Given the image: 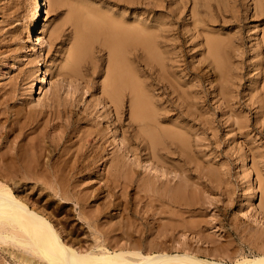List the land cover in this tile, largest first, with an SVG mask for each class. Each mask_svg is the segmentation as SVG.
I'll use <instances>...</instances> for the list:
<instances>
[{"label":"rangeland","instance_id":"obj_1","mask_svg":"<svg viewBox=\"0 0 264 264\" xmlns=\"http://www.w3.org/2000/svg\"><path fill=\"white\" fill-rule=\"evenodd\" d=\"M131 1L133 2L131 4H130V0H106V1L105 0H81V1L80 0H76V1L75 0H67V1L64 0L61 3H53L49 12L42 14V20H40V26H39L42 32L40 34H38V32L35 33L37 35L35 37V40L37 39L36 42L38 44L39 49L37 53H34L30 49L29 43L25 44V41H23V39L25 40V36L28 33V31L30 29L31 30L33 29L32 26H34L35 12L37 8L36 1L35 0H0V52H1L0 53V99H1L0 100V110H2L0 111V121L1 123H4L6 127L14 128V130L13 129L10 130V132L13 130L12 131L13 133L11 132L12 136L11 134L9 136V139L11 140V142H13L12 140L13 134H15V132L20 133L18 138H13V139L14 141L17 140L16 142L23 139L21 141L25 147L34 142L35 143L37 142V144H41V143L51 144V143H56V142H59L60 144L61 143L64 144V143L70 142L68 139L69 136H72L71 138H74V134L79 132L78 129L82 131L83 130L84 131H88V130L96 131L97 129H102L104 131V134H106L105 139L108 138V140H106V143H105L106 151L103 154H107L108 155V156L106 155L107 158L108 157L110 158V156L113 154L114 155L119 154L122 151L124 144L122 143V140H121V133H120L121 131L117 129L116 126L118 127L123 126L126 129L128 128L127 127L128 126L127 123L129 119L128 118V100H126V105H125L126 112L124 111L125 114L123 115L124 119L125 118L126 119L123 122L121 121L122 124H120L119 121H116V118L114 117V115L112 116L111 111H109L111 109V105L103 98L104 96L101 93L102 92L101 82L104 79L105 74H106L109 50H108V47L105 45V42H103L100 36H95L94 34L89 33L90 36L88 37V40H87V42H89L88 47H86L82 51L75 65H73L71 60L67 57L69 47H71L72 41H73L74 28H75L76 23L78 22V20L75 17L72 7L73 6L79 7L80 9L78 10L80 12L82 8L81 13L83 16L86 13V12L85 13L83 12L85 11L83 8L86 7L85 8L86 10L87 8L88 9L91 8L90 10L94 9L97 12L100 11V13L105 12L110 15H114V16L117 15L116 17H119V18L123 16V18L125 17L124 19H127L128 21H130L132 17L134 18V15L136 14L139 15L138 18H141V20L144 18H147L148 22L150 23H152L151 21L154 17L156 18V20L157 19L159 20V18H161L160 20L163 21V23L165 24L168 21L169 23L172 24V25L171 24L167 25V27L169 28L168 32L174 34L177 38L175 39V43L177 45L176 49H179V50H176V51L177 52L180 51L181 52V53L179 52L180 55H182L183 53L185 54V55L184 54L182 55L181 59L185 57L183 61L188 63L189 66H193L196 69V73H197V76H196V73L190 72L189 74H187L185 68L180 69L179 67L178 69L180 72L179 77L181 76L180 78L182 82L183 83L186 82V84H190V81L191 82L192 81L196 82V80L201 81L203 88L207 90L208 91L207 93L209 94H207V100H208V101L206 100L207 105L204 104L203 106V103L201 104V101L199 100L200 101L199 103L201 104V105L199 104V106L201 107L199 111H202L201 113H203L204 119H207V124H206L207 126L205 125L203 127L201 124L192 123V121H189L187 124L189 125V127L190 126L193 127L194 129V131H192V133L194 132L193 134H195L196 132L199 133V135L196 133V135L198 136L196 135L192 136L194 137L193 138L194 140H193L192 146L190 147L191 160L185 159L186 165H187L186 173H188V176H185L184 179H186V177L187 179L185 180V182H183V180L182 181L179 180L178 176H176V178L175 177L172 178L173 179L172 183L173 184L176 183V185H179L180 188L183 189L184 191L183 193L185 194L189 202V206H183V207L182 206H178V207L171 206L169 208L170 210L169 209L166 210V212L168 211L167 213L165 212L161 214L162 218H159V221H157L156 224L162 221L167 222L170 218L175 223L176 222L180 223L177 225L178 226L177 233L179 234H176V236H178L179 238L180 243L176 242L175 244L171 240L166 242L167 247H169V250L172 252L181 251V250H184L185 248L187 250L189 249L191 251L198 253L202 257L225 259L227 261L234 260L236 257L238 258L243 254L251 255L249 253H251V251H253L254 248L255 249L257 248V245L256 247L254 246L255 244H258L259 247L260 246L264 247V245H261L260 243L262 239H264V236H262L264 235V222H262L264 221V218H262V220L261 218L259 219V217H264V207H262L264 206V200H262L264 199V196H262L264 195V119H262L261 117L258 118L259 109L257 107L259 106L260 102L257 101L258 102L257 103L256 100L254 99V96L252 97V99L250 98L251 97L250 93L253 87L252 80L258 78L257 76L258 66L257 65L259 64L262 58V53H261L262 48H259L257 46V41H260L261 36H262V32H261L262 27H264V2H262L264 0H233V1L232 0H194L195 3H193V0H168V1L167 0H156L158 2L156 6H151V5L147 6L146 4L141 3L142 0H134V1L131 0ZM79 4L81 6H79ZM162 5H164L166 8L162 7ZM255 6H257V9H260L262 13L261 12H259L260 14L256 13ZM102 7H104V10ZM168 9L172 10V13L168 12ZM190 10L192 11L190 12ZM192 12H195L198 15V17L203 18L204 21L192 23V18L190 19V13ZM130 14L132 15V17L130 16ZM167 14H169L168 15L169 17L167 16ZM147 16H149L150 19ZM153 23H154V19H153ZM205 23H207V25ZM255 23L257 24V26ZM57 24H58V27H57ZM85 24L88 27V22L85 21ZM169 25L172 28L171 29L172 32L170 30ZM47 26L49 28H46ZM53 26L57 27L55 29L56 32L55 34L50 36L51 44H48L50 41L49 33H50V30H52ZM201 28H204V30L206 29L209 32H212L214 34L217 33L219 35L220 39L222 40V48L224 50V51L222 50V52L224 53V56L226 57V61H227V64L229 65V68L231 69L230 70L231 75H235V72L236 74L237 73L240 74L239 76H241V78H239L238 76L235 78V80L237 82L239 81L238 83H240L239 84L240 86H238V90H239L238 98L240 97V101L242 102V103L240 102V105L242 106L235 104V102H233L232 104L230 102V105L232 106L228 108L229 105L226 106L225 103H222L223 101L220 98H218L219 96L216 95L214 97V94H210V90L208 88V86L210 87V85L207 84V81L205 78V75H207L206 74L207 70L204 69V66L206 64V62L204 61V59H206L205 57L206 54L203 55L202 53V51L205 48V42L203 41L202 36L197 34V30ZM177 31H178V34L176 35L175 33H177ZM178 43L180 44L179 46H178ZM128 49L127 48L125 49L126 56H127L126 58L127 66H129L130 68V65H131L133 69H135L138 73L142 72L143 70L142 65H145V64H144V61L141 60L142 59L141 52H139V57H140L139 61L141 63H139L131 59L132 58L131 49L130 47H128ZM238 53H240V55ZM249 55H251V57ZM63 60L65 61V63ZM200 60H201V63H199ZM240 60H242L241 62L242 64H239ZM66 64L67 66L65 67ZM253 65L257 67H254ZM201 66H203L202 67L203 71L201 70L202 69ZM38 68L40 69L39 72H38ZM41 73H43L44 75V81L46 84V87L44 89H41V84L37 81V79H35V77H37V75ZM184 73H185V76H184ZM181 74L183 75V77ZM191 75H194V77ZM148 76L150 77L148 73H144L141 75L142 79L145 80V82H149L151 80V78H147ZM192 78H194L195 80ZM32 81H33V85H32L33 87L32 89H30V85ZM187 81L189 82L187 83ZM242 84L244 85L242 86ZM186 88L191 89L190 86H187ZM248 88H250V90ZM246 89H248V91ZM198 92H200V90H198ZM232 107H234V109ZM228 109L229 110L232 109L233 111L231 110L230 112L229 111L227 112ZM3 111H6V112L3 113ZM234 111L240 115L242 120L244 121L246 120V122H248L247 126L244 129H242V131L240 132L233 130L232 129L233 125L230 126L231 120L234 119L235 117L232 114V112ZM101 114H104L105 116L103 117V115ZM177 117H178V114H175L172 116L171 120H174V119L177 120L178 119ZM255 118H257V120ZM260 119L262 120L260 121ZM71 120H73V122ZM115 122H116V125H115ZM13 124H15L16 127H14L15 125ZM91 124L93 127L91 126ZM7 125H10V126H7ZM11 125L13 127H11ZM63 125L67 128L63 127ZM72 125L74 126V129ZM199 126H200V129L197 130ZM111 127L112 129L116 127L117 135L115 138H116L117 144L113 142V134L109 130V128ZM15 128H17L16 129L17 131H15ZM107 128L108 130H106ZM195 128L197 131H195ZM61 129L64 131H62ZM243 131L247 133H243ZM61 133H62V136H61ZM238 137L240 138L238 139ZM24 138L27 139V142L24 140ZM9 139L7 140L8 141L7 143L6 142L2 143V149L3 147L6 148V145H9V142H10ZM35 139L37 140L35 141ZM108 141H112L113 143L108 142ZM4 143H5V146L3 145ZM18 143H21V142L19 141ZM27 143L28 145H26ZM194 143L197 144L198 146L194 145ZM107 145H110V146H107ZM119 147H120V151H119ZM192 150L194 153L192 152ZM126 155L128 156V159L130 158L133 159V155H131L130 152H126ZM244 155H247V160L245 162L241 160ZM51 157L53 158V159L51 158V160L54 161L55 159H57L58 154H54V156L52 155ZM173 158H174L172 161L173 163L178 164V165L182 164L181 163L182 160H179V159L176 160L175 156ZM142 161L143 163L141 164L143 165L139 166L138 169H140V171L141 172L143 171V172L140 173L138 177L129 176L130 175L129 171H127L122 177L121 176L120 177L119 176H110V177L104 176L103 178V176H94V175L93 176H82V177L81 176L80 177L79 176L78 177L77 176H61V177L63 178V180H65V182H66V178H67V181L70 180V182L78 181L77 185L79 184L80 186L78 185L79 186L78 188L76 185L77 187L76 189L78 191H81L80 193L87 192L88 194L87 196L89 197L88 199H90V200H87V204H85L86 206L84 205V207H86L85 210L86 211L89 210L88 212L89 213L91 212L90 214H92L93 217L97 219V222L107 227V225L109 224H114L118 222L125 223L127 221H130V217L132 216H134L132 218L138 220L137 218H140V216H147L148 213L150 214L151 211L148 212L147 214L145 213V210L143 212V209H145L146 207L145 208H143L142 206L140 207L139 206L140 203L137 202L138 203L137 204L136 201H134L135 199L133 198H132L133 206L130 207V197H133L136 194L135 191L139 192L140 190L141 193L140 192L139 193L140 194L143 193V191L141 190L142 189L141 187H142V183L145 180L148 179V181H151V183L153 182L155 183V180L157 179L162 178L164 180L165 176H155V177L154 176L153 177L143 176V175H146L147 173L153 174L154 171H152L150 166L148 167L147 170H144L145 169L144 167L145 166L147 167L148 165H147V162L144 161V159H142ZM102 166L104 167V164ZM102 166L101 168L103 169ZM189 166L192 169H190ZM260 172H261V175H260ZM55 177H58V176H54V177L53 176H47V177L38 176L37 181L35 179H32L33 180L32 181L30 178L20 179L19 176H16V180H17L16 185H19L20 182L22 183V181L26 182L24 184L22 183L23 184L22 188H18L19 189L18 193L22 195L24 194L26 196H30V198H32L33 201L37 200L36 203L40 205L41 207H45L46 210H48L51 213V215L54 217L57 224L60 225L59 227H61L62 229L70 233V237H72V239L79 241V243L86 241V244L94 245V238L92 236V233H93L92 228L87 223H85V221L82 218L78 216L79 209L74 203L72 202L64 203L62 198H60L58 195L54 196L53 194H48L49 196L44 195V196L39 197L40 191L45 192L46 190L44 188L46 187V185L49 187ZM105 177H108V178H105ZM168 177H172V176H168ZM116 179L117 180L120 179V180L116 181ZM108 180L110 181V183ZM131 180H134V181H131ZM193 181H194V184H193ZM131 182L133 183L134 186L132 185ZM135 182H136V185H135ZM137 182L141 184V185L139 184V187H137ZM44 183L46 185L43 186ZM80 183L82 184V186ZM118 183L120 185L122 184L121 186H123V188ZM37 184L39 185L37 186ZM84 184L86 186L88 185L87 188H85L86 186ZM91 184H92V187H90ZM251 185H253L254 187V196L249 197V194L247 193ZM27 187H29L30 189L29 188L27 189ZM32 187H34V190L31 189ZM35 187L38 188L36 192H35ZM82 187L84 188L82 189ZM88 187L91 190V194H90V191L88 190ZM109 190H111L112 194H108ZM244 190L246 192H244ZM49 191L50 193H53V191H51L50 189ZM31 192L33 193V195ZM127 197L128 199H126ZM59 198L62 200H60ZM47 199L51 200L52 202L47 201ZM109 200L114 202V205L110 206V208L108 207L104 209L103 205L106 203V201L110 202ZM91 202L93 205L91 204ZM127 203L129 204L127 205ZM90 205H92L93 207ZM137 207H139V209ZM238 208L242 210L244 209L243 211L247 213L248 216H239V214H237ZM130 211L132 214H129ZM156 211H158V209H156ZM185 211L186 212L188 211V212L186 213ZM104 212L106 213V215ZM141 212H143L144 214H142ZM176 213L178 216L176 215ZM254 213H256L255 214L256 218L254 216ZM196 215H198L199 217L197 216L198 217L197 218ZM120 216L121 218H123L122 220ZM165 217H167V219H165ZM168 217L170 218L168 219ZM177 218L179 221L180 220L181 221L179 222ZM181 222L185 226L181 224ZM125 229H126V226H125ZM115 231L119 233L120 231L122 232L121 228L120 229L116 228ZM183 232H185L186 235ZM201 234L203 235V238ZM148 237H147L148 239L146 238L147 240L154 238L153 235H148ZM259 239L261 240L259 241ZM2 241L3 240L1 239L0 241V249H1L0 250V264H5V263L6 264H18L20 262L19 257L16 255L14 256V254H9L4 249L10 244L5 241H3V244H2ZM19 264H25V263L21 261Z\"/></svg>","mask_w":264,"mask_h":264},{"label":"bare ground","instance_id":"obj_2","mask_svg":"<svg viewBox=\"0 0 264 264\" xmlns=\"http://www.w3.org/2000/svg\"><path fill=\"white\" fill-rule=\"evenodd\" d=\"M35 1L37 3V8H36V12H35L34 26H32L33 27L32 30L30 29L28 31V33L25 36V40L23 39V41H25V44L29 43L30 49L34 53H37L39 48H38V44L36 42L37 39L35 40V37L37 36L35 33L38 32V34H40L42 32V30H40V27H39L40 26V20H42V14L48 13L49 10L51 9L53 3H61L64 0H35ZM262 2H264V1H262ZM131 3H133V2L130 0V4ZM141 3L146 4L147 6L148 5L156 6L158 4V2L156 0H142ZM193 3H195L194 0H193ZM71 4H73V3H71ZM114 4H115V2H114ZM79 6H81V5L79 4ZM121 6H122V4H121ZM128 7H130V6H128ZM162 7H165V6L162 5ZM85 8H83L85 10L83 12L84 13L86 12L85 13L86 15L84 14V16H83L81 13L82 8H81V12H80L78 10V9H80L79 7H77V6L72 7L74 14H75V17L78 20V22L76 23L75 28H74L73 41H72L71 47H69L67 57L71 60L73 65H75L77 63L78 58L81 55L82 51L86 47H88L89 42H87V40H88V37L90 36L89 33L94 34L95 36H100L101 39L103 40V42H105V45L108 47V50H109L108 53L109 54H108V63H107V67H106V74H105L104 79L101 82V91H102L101 93L104 96L103 98L108 103H110V105H111V109L110 110L108 109V110L111 111L112 116L114 115V117L116 118V121H119L120 124H122L121 121L123 122L126 119V118L124 119L123 115L125 114L124 111L126 112L125 105H126V100H128V118H129L128 123H127L128 128L126 129L123 126L122 127L116 126L117 129H119L121 131L120 132L121 133V140H122V143L124 145H123L122 151L119 154H117V155L113 154L110 156V158L109 157L107 158L106 157L107 154H103L106 151V145H105L106 140H108V138L105 139L106 134H104V131L102 129H97L96 131L95 130H93V131L92 130L91 131H89V130L84 131L83 130L82 131V130L77 128L79 126L78 125L76 128L78 129L79 132L74 134L75 139L71 138L72 136H69L68 139L70 142H68V143H64V144L61 143L62 145L59 142L51 143V144H43V143L37 144V142L31 143L29 141L31 144L28 145V143H27L26 145H28V146L25 147L21 141L23 139H21V140L18 139L22 144L18 143L19 141L16 142L17 140L14 141V139H13V138H18V136L20 134V133L15 132V131H17L16 129L18 127L15 128V131H14L15 134H13V138H12L13 142H11V140L9 139V136H10L11 132L14 130V128L6 127L4 125V123H1V121H0V241L2 239L3 241L8 242L10 244L4 248L5 251L8 252L9 254H14V256L15 255L18 256L20 262L22 261L25 264H264V247H261V246L259 247L258 244L254 245L255 247L257 245V248L256 249L254 248V250L251 251V253H249L251 255H247V254L245 255V254L241 253L243 255H241L238 258L236 257L234 260H230V261L229 260L227 261L225 259H215L212 257L211 258L202 257L198 253L191 251L189 249L187 250L185 248H184V250L175 251V252H172L169 250V247H167L166 242H168L170 240L172 242H174L175 244H176V242L177 243L179 242V238H178V236H176V234H179V233H177L178 232V226L177 225L180 223H177V222L175 223L170 217H168V219L169 218L170 219L167 222L162 221V222L157 223V224H156V222L159 221V218H162L161 214L165 213L166 210H168L171 206H173V207L174 206H177V207L178 206H182V207L183 206H189V202H188L185 194L183 193L184 192L183 189L180 188L179 185H176V183L173 184L172 178H174V177L176 178V176H178L179 180H181V181L183 180V182H185V180L187 179V177H186V179H184L185 176H188V173H186L187 172V165H186L185 159L191 160L190 147L192 146L193 140H194L193 139L194 137H192V136L196 135V133H197L196 132L195 134H193L194 133V132L192 133V131H194L193 127H191V126L189 127V125H187V124L189 121H192V123L201 124L203 127L207 124V119H204V115H203V113H201L202 111H199V109H201V107L199 106V104H200L199 102L201 101V104L203 103V106H204V104H206L207 94H209V93H207L208 91L203 88L201 81L196 80V82L195 81L191 82L190 81L191 78H190L189 79L190 84H186V82L185 83L182 82V80L180 78L181 76L179 77V73H180L178 70L179 67H180V69L185 68L187 74H189L190 72L196 73V69L193 66H189L188 63L183 61V59H185L184 56H183L184 58L181 59V57L184 53L182 55H180L181 52L176 51V50H179V49H176L177 45L175 43V39H177V38L174 34L168 32L169 28L167 27V25L171 24V23H169L167 21V23L165 24V23H163V21L160 20L161 18H159V20H160L159 21L158 19L156 20L155 17L153 18L154 23H153V19L151 21L152 23H150V22H148L147 18H144L142 20H141V18H138V16H139L138 14L134 15V18H133L131 15L132 13L130 14L132 19L130 21H128L127 19H124L125 17L123 18V16L119 18V17H116L117 15L114 16V15L107 14L105 12L100 13V11L97 12L94 9L90 10L91 8L90 9L87 8V10H86ZM102 8L104 10V7H102ZM191 8H193V7H191ZM209 8H211V7H209ZM255 8H256V10H255L256 13L261 12L260 9H257V6H255ZM95 9H97V8H95ZM206 10H207V8H206ZM191 11L192 10H190V12ZM149 12H151V11H149ZM168 12L172 13V10L168 9ZM112 13H113V11H112ZM168 15L169 14H167V16ZM135 16H137V17H135ZM252 16H253V14H252ZM140 17H141V15H140ZM147 17H149V16H147ZM86 18H87V20H86ZM191 18H192V23L204 21L203 18L198 17V15L195 12L190 13V19ZM226 18H227V16H226ZM149 19H150V17H149ZM170 19H172V18H170ZM229 19H231V18H229ZM85 21L88 22V27L86 26ZM171 22H172V20H171ZM205 24L207 25V23H205ZM191 25H193V24H191ZM261 25H262V23H261ZM256 26H257V24H256ZM57 27H58V24H57ZM57 27L56 26L52 27V30H50V33H49V37L51 35L55 34V32H56L55 29ZM169 27H170V25H169ZM193 27H195V26H193ZM46 28H49V27L47 26ZM191 28H192V26H191ZM86 29H88V30H86ZM171 29L172 28L170 27V30ZM250 29H251V27H250ZM171 32H172V30H171ZM261 32H262V36H261L260 41H257V46L259 48H262V51H261L262 58H261V61L259 62V64L257 65L258 67L254 66L255 64L253 65L254 67H257V69H258V72L256 71L258 78H256V79L252 78L253 79L252 80L253 81V87H252V90L250 93V96H251L250 98L252 99V97L254 96V99L256 100V102L257 101L260 102L259 106L257 107L259 109L258 118L261 117L262 119H264V27H262ZM192 33H194V32H192ZM175 34L177 35L178 31ZM197 34L202 36V39L205 42V48L202 51V53H203V55L206 54V56H205L206 59H204V61L206 62L204 69L207 70V73H206L207 75H205V78H206L207 84L210 85V87L208 86V88L210 90V94H214V97L216 95L219 96L218 98H220L223 101L222 103H225L226 106L229 105L228 108L232 106V105H230V102H231V104L233 102H235V104L240 105V102H241L240 97L238 98V95H239L238 86H240L239 85L240 83H238L239 81L237 82L235 80V78L238 77L240 74H238V73L236 74V72H235V75H231V73H230L231 69L229 68V65L227 64V61H226V57L224 56V53L222 52V50H223L222 40L220 39L219 35L217 33L214 34L212 32H209L206 29L204 30V28L197 30ZM194 36H195V34H194ZM42 39H40V40H42ZM90 39H91V37H90ZM49 40L50 41L48 44H51V37ZM45 43H46V41H45ZM67 44H68V42H67ZM179 45L180 44L178 43V46ZM128 47H130V49H131V54H132L131 59L133 61H137V62L141 63L139 61L140 60L139 52H141V55H142L141 60H143L144 64H145V65H142V67H143L142 72L138 73L135 69H133V67L131 65H130V68H129V66H127V63H126L127 56H126L125 49L126 48L128 49ZM243 49H245V48H243ZM200 52H201V50H200ZM238 54L240 55V53H238ZM249 56L251 57V55H249ZM237 57H239V56H237ZM36 58H38V57H36ZM241 62H242V60H240L239 64H242ZM64 63H65V61H64ZM199 63H201V60ZM67 64H68V62H67ZM67 64L65 65V67L67 66ZM202 67L203 66H201V68ZM59 68H61V67H59ZM64 69H63V71H64ZM39 70L40 69L38 68V72H39ZM201 70L203 71V68ZM144 73H148L150 75V77L149 76L147 77V78H151V80L149 79L150 80L149 82H145V80L142 79L141 75ZM53 75H54V73H53ZM194 75H191V76L194 77ZM242 75H243V73H242ZM184 76H185V73H184ZM196 76H197V73H196ZM182 77H183V75H182ZM239 78H241V76H239ZM35 79H37V81L41 84V89H44L46 87L43 73L38 74L37 77H35ZM192 79H194V78H192ZM198 80H200V79H198ZM189 81H187V83ZM193 82H195V83H193ZM32 85H33V81L31 82L30 89H32V87H33ZM243 85L244 84H242V86ZM187 86H190L191 89L190 88L187 89L186 88ZM96 87H98V86H96ZM248 89L250 90V88H248ZM248 89H246V90L248 91ZM198 90H200V92H198ZM155 91H157V92H155ZM27 95H28V93H27ZM248 97H249V95H248ZM99 103H97V104H99ZM240 106H242V105H240ZM240 106H239V108H240ZM234 107H232V108L234 109ZM231 110L228 109L227 112L228 111L230 112ZM0 111H2V110H0ZM109 111H107V112H109ZM237 111H238V109H237ZM245 111H243V112H245ZM5 112L6 111H3V113H5ZM172 112H173V114H172ZM175 114H178V117H177L178 119L177 120L176 119L171 120L172 116ZM232 114L235 117H234V119L231 120L230 126L233 125V127H232L233 130H236L239 132L242 131V129H244L247 126L248 122H246V120L245 121L242 120L240 115L238 113H236L235 111L232 112ZM101 115H103V117L105 116L104 114H101ZM255 119L257 120V118H255ZM262 119H260V121ZM71 121L73 122V120H71ZM108 122H110V121H108ZM15 124H17V123H15ZM15 124H13V125H15ZM209 124H210V122H209ZM115 125H116V122H115ZM7 126H10V125H7ZM91 126H92V124H91ZM11 127H13V126L11 125ZM14 127H16V125ZM63 127H65V126L63 125ZM105 127H107V126H105ZM108 127H109V125H108ZM116 127L113 128L114 130L112 129V127L109 128V130L113 134V142H115V144H117L116 138H115L117 135L116 134ZM59 128H61V127H59ZM65 128H67V127H65ZM196 128H195V131L200 129V126H199V128H197V130H196ZM248 128H250V127H248ZM11 129H13V130L10 132ZM73 129H74V126H73ZM254 129H255V127H254ZM106 130H108V128ZM62 131H64V130H62ZM75 131H76V129H75ZM244 131H243V133H247ZM64 134H65V132H64ZM66 134H68V133H66ZM197 134L199 135V133H197ZM198 135H196V136H198ZM240 135H242V134H240ZM11 136H12V134H11ZM61 136H62V133H61ZM239 138L240 137H238V139ZM8 139L10 140L9 145H6V148L3 147V149H2V143L3 142L7 143ZM24 140L27 142V139L24 138ZM36 140L37 139H35V141ZM61 142H63V141H61ZM108 142L113 143L112 141H108ZM3 145L5 146V143ZM194 145H197V144L194 143ZM107 146H110V145H107ZM120 147H119V151H120ZM116 149H118V148H116ZM126 152H130V154L133 155V159H131V158L128 159ZM192 152H193V150H192ZM54 154H58V157H57V159L52 161L51 156L52 155L54 156ZM238 155H240V154H238ZM174 156H175L176 160L177 159L182 160L183 161V162L181 161L182 164L178 165V164L173 163L172 161L174 159L173 158ZM253 156H255V155H253ZM142 159H144V161L147 162V165H148L147 167L143 166L145 168L144 170H147L148 167L150 166L152 171H154L153 174L147 173L146 175H143V176H152V177L153 176L154 177L155 176H165V179L164 180L162 178L157 179V180H155V183L154 182L151 183V181H148V179H147L142 183V187L141 186L140 187L142 188L141 190L143 191V193L140 194L141 193L140 190H139L140 193L138 191H135L136 194L133 197H130V207L133 206L132 205V202H133L132 198H133V199H135L134 201H136V203L137 202L140 203V205H139L140 207L141 206L143 208L146 207L145 209L142 208L143 212H144V210H145L146 214L150 211L151 212H150V214L148 213L147 216H140V218H137L138 220L132 218L134 216L130 217L131 216L130 215L129 216L130 221H127L125 223H121V222L119 223L118 222V223H114V224H109V225H107V227H105L101 223L97 222V219L94 218L92 214H90L91 212L89 213L88 212L89 210L88 211L85 210L86 207H84V205L87 204V200H90V199H88L89 197L87 196L88 195L87 192L80 193L81 191H78L76 189L77 187L79 188V186H80L79 184H78L79 186L77 185L78 181L77 182L72 181V179H71L72 182H70V180L67 181V178H66V182H65V180H63V178L61 177V176H77V177L81 176L82 177V176H93V175L94 176H103V178H104V176H109V177L110 176H119V177L121 176L122 177V176H124V174L127 171H129V173H130L129 176H137L138 177L140 175V173L143 172V171L141 172L140 169H138L139 166L143 165V164H141V163H143ZM252 159H253V157H252ZM241 160L243 162H245L247 160V155H244ZM103 164H104V167L102 166ZM211 164H212V162H211ZM101 166L103 167V169L101 168ZM183 166H185V167H183ZM190 169H192V168L190 167ZM260 175H261V172H260ZM16 176H19L20 179H29L30 178L31 180L35 179L36 181L38 179V176H46V177L47 176H53V177L58 176V177H55L53 181L51 180L52 182L50 181L51 184L49 187L45 183L43 184V186L46 185L45 188L42 186L46 191L45 192L43 191L44 193L42 191H40L39 197L44 196V195H48V194H53L54 196L58 195L60 198H62L64 203H67V202L68 203L69 202L74 203L79 209L78 210V216L80 218H82L85 221V223H87L92 228V232H93L92 236L94 238V245H88V244H86V241L85 242L83 241L84 243L83 242L79 243V241L72 239V237H70L69 232H67L64 229H62L61 227H59L60 225L57 224V222L55 221V219L51 215V213L48 210H46L45 207H41L40 205H38L36 203V201H37L36 199H35L36 201H33L32 198H30V196H26L24 194L23 195L19 194L18 188H22V185L26 182L22 181L23 184L20 182L19 185H16L17 184L16 183V181H17ZM168 176H172V177H168ZM71 178H73V177H71ZM105 178H108V177H105ZM190 178H192V177H190ZM81 179H83V178H81ZM113 179H115V178H113ZM119 180L116 179V181H119ZM134 180H131V181H134ZM188 180H189V178H188ZM123 181H125V180H123ZM80 182H82V181H80ZM109 183H110V181H109ZM111 184H110V186H111ZM139 184L140 183L137 182V187H139ZM193 184H194V181H193ZM38 185L39 184H37V186ZM76 185H77V187H76ZM132 185H133V183H132ZM135 185H136V182H135ZM81 186H82V184H81ZM87 186L85 188H87ZM84 187H82V189ZM90 187H92V184ZM108 187H109V185H108ZM121 187L123 188V186H121ZM185 187H187V186H185ZM28 188L29 187H27V189ZM43 188H41V189H43ZM31 189L34 190V187H32ZM49 189L51 191H53V193H50ZM80 189H81V187H80ZM133 189H135V188H133ZM37 190H38V188L35 187V192ZM88 190L90 191V194H91V190L89 189V187H88ZM111 190H109L108 194H112ZM107 191H108V189H107ZM244 192H246V191L244 190ZM247 194H249V197L254 196L253 185L250 186ZM32 195H33V193H32ZM243 195H245V194H243ZM262 196H264V195H262ZM62 199H60V200H62ZM126 199H128V197ZM262 200H264V199H262ZM47 201H51V200L47 199ZM107 201H106V203L104 202L105 203L104 205L102 203L104 209L108 208V207L110 208V206L114 205V202H112V201L107 202ZM63 202H61V203H63ZM91 204H92V202H91ZM128 204L129 203H127V205ZM92 205H90V206H92ZM46 207H47V205H46ZM262 207H264V206H262ZM95 208H97V207H95ZM124 208H126V207H124ZM137 208L139 209V207H137ZM156 209H158V211H156ZM125 210H127V209H125ZM243 210L238 208L237 214H239V216H248L247 213H245ZM143 212H141V213L144 214ZM108 214H110V213H108ZM122 214H121V216H122ZM129 214H132L131 211ZM255 214L256 213H254V216H255ZM101 215H100V217H101ZM105 215H106V213H105ZM176 215H177V213H176ZM108 216H110V215H108ZM121 216H120V218H121ZM197 216L198 215H196V217ZM255 218H256V216H255ZM260 218L262 220V218H264V217H259V219ZM122 219L123 218H121V220ZM165 219H167V217H165ZM174 220H176V219H174ZM177 220H178V218H177ZM194 220H196V219H194ZM256 220H254V221H256ZM123 222H124V220H123ZM249 222H251V221H249ZM262 222H264V221H262ZM181 224H183V223L181 222ZM84 225H86V224H84ZM117 225H119V226H117ZM125 226H126V229H125ZM116 228H119V229L121 228L122 232L121 231H120V233L116 232L115 231ZM202 229H203V227H202ZM186 230H188V229H186ZM180 231H181V229H180ZM210 232H212V231H210ZM183 233L185 234V232H183ZM197 233H198V231H197ZM204 233H206V232H204ZM71 234H73V233H71ZM258 234H260V233H258ZM148 235H153L154 238L147 240L149 238ZM262 236H264V235H262ZM202 238H203V235H202ZM253 238H254V236H253ZM261 239H259V241ZM3 241H2V244H3ZM251 242H252V240H251ZM260 243H261V245H264V239H262V241Z\"/></svg>","mask_w":264,"mask_h":264}]
</instances>
